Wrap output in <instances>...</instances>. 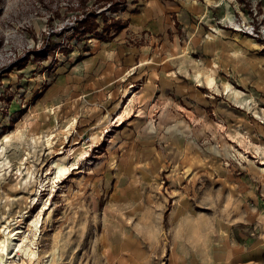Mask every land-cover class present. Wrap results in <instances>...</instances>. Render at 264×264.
Instances as JSON below:
<instances>
[{"label": "rangeland", "instance_id": "rangeland-1", "mask_svg": "<svg viewBox=\"0 0 264 264\" xmlns=\"http://www.w3.org/2000/svg\"><path fill=\"white\" fill-rule=\"evenodd\" d=\"M6 236L0 264H264V0H0Z\"/></svg>", "mask_w": 264, "mask_h": 264}, {"label": "bare ground", "instance_id": "bare-ground-1", "mask_svg": "<svg viewBox=\"0 0 264 264\" xmlns=\"http://www.w3.org/2000/svg\"><path fill=\"white\" fill-rule=\"evenodd\" d=\"M7 231V230H6ZM10 232V231H9ZM9 235V234H8ZM13 236V235H12ZM11 238V236H6L4 239H2V241L0 242V260L2 261L3 263V258L4 256L10 258L11 257V254L13 252H10L9 251V246H13V251H17V253L19 251H21L22 253H25L27 255L30 254V248H28V246L26 245L25 241L21 242V243H14V242H9V239ZM13 239V237H12ZM11 248V247H10ZM33 255V254H32ZM14 256V255H13ZM6 259V258H5Z\"/></svg>", "mask_w": 264, "mask_h": 264}, {"label": "crops", "instance_id": "crops-1", "mask_svg": "<svg viewBox=\"0 0 264 264\" xmlns=\"http://www.w3.org/2000/svg\"><path fill=\"white\" fill-rule=\"evenodd\" d=\"M137 4V3H136ZM211 5V4H209ZM165 12H168L167 10ZM163 10H161V12H153L152 10H150V12L148 14L145 15V19H147L146 21L152 22V25H157L158 24V20L162 19L161 24H163V17L162 14H166ZM139 18V17H138Z\"/></svg>", "mask_w": 264, "mask_h": 264}, {"label": "trees", "instance_id": "trees-1", "mask_svg": "<svg viewBox=\"0 0 264 264\" xmlns=\"http://www.w3.org/2000/svg\"><path fill=\"white\" fill-rule=\"evenodd\" d=\"M118 10H119V8H118V6H117V4H116L115 7L113 8V11H118ZM96 13H97V11L94 10L92 17L95 18V14H96ZM103 15H104V14H103Z\"/></svg>", "mask_w": 264, "mask_h": 264}, {"label": "built area", "instance_id": "built-area-1", "mask_svg": "<svg viewBox=\"0 0 264 264\" xmlns=\"http://www.w3.org/2000/svg\"><path fill=\"white\" fill-rule=\"evenodd\" d=\"M248 1H250V2H251V1H255V0H248Z\"/></svg>", "mask_w": 264, "mask_h": 264}]
</instances>
